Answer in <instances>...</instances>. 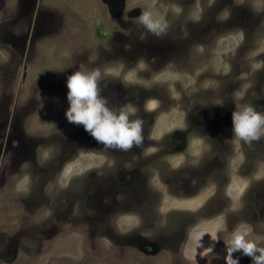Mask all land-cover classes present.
<instances>
[{"label": "rangeland", "instance_id": "obj_1", "mask_svg": "<svg viewBox=\"0 0 264 264\" xmlns=\"http://www.w3.org/2000/svg\"><path fill=\"white\" fill-rule=\"evenodd\" d=\"M261 2L264 0H0V22L8 15L14 22L19 19L23 26L18 25V29L25 23V31L33 32V24L43 11L52 24H57L49 35L47 32L38 38L36 56L27 54L21 40L23 53L19 45L14 60L4 66L5 54L0 50V104L19 109L24 93L26 103L32 91L46 85L57 71L67 88V77L73 72L98 69L100 96L107 106H112L108 96L116 85L123 86L122 93L133 88L131 91L143 100L149 99L148 107L157 105L154 118L158 134L184 126V118L197 120L198 109L211 120L231 119L234 109L243 105H253L264 114V22L258 14ZM142 12H151L166 26L160 38L139 23ZM61 84V100L50 115L42 117L34 110L26 121L25 155L31 156L27 147L37 141L41 143L36 150L37 161L25 157V179L20 167L13 181L0 184V264H121V257L124 264H147L145 255L132 250L131 244L105 234L106 216L110 214H102L104 202L101 199V205L98 200L99 187L94 182L87 186L94 194L92 198L87 195L86 182L91 172L103 176L107 166L113 164L108 158L113 151L89 142L90 134L82 125L67 121L68 89L65 91ZM127 109L135 111L132 105ZM139 117L131 115L130 119ZM217 124L212 123V134L206 137L212 145L210 153L205 155L207 147L198 146L191 149L195 153L192 157L176 156L181 159L173 163L180 167L175 169L179 176L167 171L173 169H168L163 159L151 162L155 168H143L152 170L161 192L163 214L159 224L174 231L178 221H190L181 248L193 264H200L204 257L206 264H225V241L234 230L246 233L247 239L264 247V136L250 144L244 142V150L237 149L227 173H221L219 163L211 160L220 141L217 135L223 129ZM229 124L227 132L232 134V122ZM170 137L165 135L163 140L168 143ZM232 142L238 144L234 139ZM1 143L6 155L3 160L15 164L22 158L19 126L9 124ZM134 152L129 150L132 159L126 161L127 170H134L140 163L138 158H143ZM122 153H118V159H125ZM145 154L150 155V150ZM202 157H208L209 163H201ZM199 162L200 168L196 166ZM1 167L0 163V171ZM42 172L45 174L40 176ZM199 173L216 175L220 182L215 178L208 191H197ZM227 176L231 183L224 189ZM173 179H178L177 183ZM186 179V186L180 187ZM249 189L247 202L241 206L240 198ZM143 191L140 198L145 201ZM224 192L231 198L230 208L221 204ZM204 201L208 202L205 211L201 207ZM199 208L201 216L197 214ZM193 214L197 215L191 217ZM227 217L230 224L234 222L232 228H226ZM137 220L120 219L129 224ZM146 223L150 224V218L143 220ZM151 231L149 228L147 233ZM110 239L117 243L110 246ZM161 253L163 264H168L172 253ZM128 254L134 255L133 263L126 258ZM235 256L239 264H251L249 257L239 252Z\"/></svg>", "mask_w": 264, "mask_h": 264}, {"label": "flooded vegetation", "instance_id": "obj_2", "mask_svg": "<svg viewBox=\"0 0 264 264\" xmlns=\"http://www.w3.org/2000/svg\"><path fill=\"white\" fill-rule=\"evenodd\" d=\"M106 1L108 3H111V0ZM260 5L262 7L260 8V10H258V14L261 15L260 21H262L263 23L264 3L261 2ZM188 6L189 3L187 4V7ZM20 24L21 23L19 19L14 22V20L8 15H5L0 22V50H2V53L5 54L4 63L6 64H4V66H6L8 62L14 60V50L15 48H19V45L21 46L20 52L23 53L24 49L20 44L21 40L28 48L27 54L36 56L38 53V38L43 35L46 36L47 32L49 35L52 26L54 29L57 27V24H52L49 15L44 13L43 11H41L38 15V22L36 24H33V32H29L28 30L25 31V23L24 28L18 29V25ZM192 25L196 27V25ZM30 28L31 26L28 23L27 29ZM26 32L28 33V36H25ZM4 54H2V56H4ZM57 74L58 71L54 76L49 77V82H46V85H43L42 88H35L34 91H32V96H29L26 103L24 93L23 102L19 109L17 107L15 109H10L8 104H0V163L2 165L0 171L1 185L5 184L6 180L10 181L12 179L13 181L14 176H16L15 173L16 171H20L18 170L20 167L24 169L21 171L25 179V157H27L28 160L31 158V160L37 161L36 158L38 157V154L36 150L41 146V143L34 141L31 146L27 147V154H30L31 156L25 155V127L27 125L26 121L29 117V114L34 110H38L42 117L49 116L50 111L54 109L56 107V104L60 102L61 81ZM122 87L123 86L121 85H116L114 87V91H112L108 96V99L113 100L112 106L108 107L118 110L124 105L134 106V115H136L137 117L140 116L139 118H141V120L143 121V146H134L130 149V151H135L134 153L137 156L143 158H138L140 160V163L134 166V170H127V168L125 167L126 161L132 159L129 151L112 149L113 154L108 158L113 160V164L111 166H107L108 170H104V174L102 177H99L98 173H90V176L88 177L90 180L86 182L87 195H90V197L94 198V194L90 193L87 188V186L90 187L94 182V184L99 187V190L97 191L98 200L100 201L101 205L102 200L104 202V211L102 212V214H110L109 216L105 215L108 218V222L105 227V234L109 237L116 238V240H119V242H124L125 245L131 244L133 246L132 250H136L137 252L145 255L144 259L147 264H163L165 258L162 257L163 254L161 252L167 251L172 253L170 255L168 264H193L190 261L192 259L189 260V258L183 254L181 248L187 228L189 227V224H191L190 221H178L176 224H174V226L177 225V228L174 231L169 229L165 230L164 227L159 224L163 214L161 213L162 203L159 196L161 192L159 188H156L155 186L156 177L154 176L152 170H143V168H155V166L151 162L157 161L158 159H163L162 163L167 165V168L169 167L173 169L167 171H174V174L176 175L173 177L179 176L180 172L175 169H178L180 167L174 166L173 164L175 163L174 161H181V159H176L177 155L182 156L183 154H186L192 157L195 155V153L194 151H191V149H197L198 146L202 148H204L205 146L207 147L204 151L205 155L211 152L212 145H208V140L206 137L208 134H212L211 131H213V129L210 127L212 123H218L217 126H222L223 128L217 135L220 138V141H217L218 144L216 143V152L214 154H211V160L219 163V169L221 173H227V165L232 162L235 153L238 152V150H244V142L240 141L238 142V144H233L232 134L231 132H227V128L230 127L231 124H229V121H231V119L225 117L220 120H211L209 119V116H207L206 112L200 109H198L197 112V120L190 119L186 116L187 118H184L182 120L185 122L184 124L186 126H174L168 132L158 134L160 132L158 131L157 124H155L154 118V116L157 114V105L148 107L147 102L149 101V99L143 100L140 97L139 93H133L131 91V89L133 88H127L126 93H122ZM64 89L66 91L67 88L64 86ZM136 90L141 92L139 89ZM201 116H203L204 118H200ZM11 123L20 127L23 140L22 158L15 164H10L9 162H7L6 158L3 160L4 156L6 155H4V149L1 143V139L4 135V130L6 129V127H8L9 124L11 125ZM165 135H168V137L171 136L168 143H166L167 139L163 140ZM224 139L226 140L225 142ZM89 142L92 143L97 141L90 135ZM173 143L180 146L176 147L175 145H172ZM73 149L74 147L71 150ZM147 149L150 150V155L145 154ZM121 152H123L122 156L124 154L126 155L125 159L122 157L118 159V153ZM167 156H169L171 159L168 160ZM201 159V163L204 160L209 163L208 157H202ZM200 162L196 164V166H199V164H201ZM199 168H197V170H199ZM61 171L58 174H60ZM175 171H178L179 173H176ZM44 172L40 173V176ZM240 172L243 174L247 173L244 170H240ZM250 172H253V170H250ZM210 175L211 174L201 175L199 173L195 181V188L198 187L196 189L197 191H199L200 189L201 191H208L207 186L210 184V182H213V179L218 178L216 177V175ZM103 180L106 181L104 184ZM54 181H57V179L55 178ZM107 181L109 182L107 183ZM173 181L177 183L178 179H173ZM186 183L187 179L182 184H180V187H182L183 184L186 186ZM230 183L231 182L230 180H228L227 176V182L225 183L224 189L229 188L228 186L230 185ZM74 188L76 189V186H74ZM250 190L251 189H249L243 197L241 196V206H243L244 203L246 204L248 197L247 194ZM142 191L147 199L145 201H142V199L140 198ZM226 193L224 192L225 197L223 198L221 204L226 205L228 208H230L231 198ZM207 206V201L201 203V207H204L203 211H205V208ZM201 210L202 209L199 208L197 214L200 215L199 211ZM207 211L210 213L215 212V210L211 209H207ZM197 214H193L191 217H195ZM131 217H137V222L129 224L120 221L121 218L126 220ZM147 218H150V224H143V220ZM229 219L230 218L227 217L224 220L227 229L229 227L232 228L234 224V222L230 224ZM149 228H151L152 231L148 234L147 230ZM116 243L114 239H110V246L115 245ZM123 255L125 256V253H123ZM126 258L133 263V254H128ZM120 260L122 261L121 264H124V259L122 257L120 258ZM206 260L207 259L204 257L200 264H206Z\"/></svg>", "mask_w": 264, "mask_h": 264}, {"label": "clouds", "instance_id": "obj_3", "mask_svg": "<svg viewBox=\"0 0 264 264\" xmlns=\"http://www.w3.org/2000/svg\"><path fill=\"white\" fill-rule=\"evenodd\" d=\"M139 23L151 34L160 38L165 32V25L153 18L151 12H142ZM101 73L98 69L90 72L80 70L67 77L68 108L65 117L69 123L82 125L98 143L110 149L129 151L143 146V121L130 119L134 112L126 110L127 105L118 110L109 108L107 101L100 96L99 82ZM232 138L239 142L251 143L264 136V114L253 105L235 108L231 114ZM225 264H239L235 253L239 252L251 259V264H264V247H258L247 234L234 230L231 238L225 241Z\"/></svg>", "mask_w": 264, "mask_h": 264}]
</instances>
